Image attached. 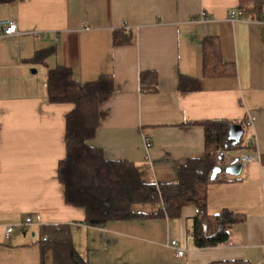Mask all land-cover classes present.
<instances>
[{
    "label": "crops",
    "instance_id": "1",
    "mask_svg": "<svg viewBox=\"0 0 264 264\" xmlns=\"http://www.w3.org/2000/svg\"><path fill=\"white\" fill-rule=\"evenodd\" d=\"M239 7L240 0H0V19H15L19 29L0 35V264H42V228L54 225L70 227L88 264H264V18L232 21L230 12ZM116 32L128 41L115 44ZM205 37L221 40L237 76L203 78ZM57 66L70 67L81 83L113 75L116 91L101 105L106 114L91 144L108 160L135 163L150 184L176 181L190 159L206 155L200 122L244 123L243 145L225 155L258 159L208 187V214L246 217L227 242L194 245L195 205L177 218L86 224V210L66 203L58 179L73 104L48 98L47 72ZM150 70L159 75L154 92L140 85L141 73ZM181 77L202 79V89L180 93ZM254 139L256 146L249 143ZM161 208L160 201L138 203L133 211L151 215ZM29 216L33 222L23 227Z\"/></svg>",
    "mask_w": 264,
    "mask_h": 264
},
{
    "label": "trees",
    "instance_id": "2",
    "mask_svg": "<svg viewBox=\"0 0 264 264\" xmlns=\"http://www.w3.org/2000/svg\"><path fill=\"white\" fill-rule=\"evenodd\" d=\"M239 10L243 18H264V0H240ZM125 36L116 32L115 44L127 42ZM47 52H40L36 60ZM237 76V67L223 55L221 40L205 37L203 40V78ZM159 75L155 70L140 75V85L145 91L158 89ZM48 98L54 103H71L73 109L66 116V155L58 167V179L64 186L68 205L86 210V224L102 227L112 221L136 218H177L187 205H195L198 214L193 221V242L196 247H215L231 238L232 227L246 220L244 215L228 210L218 215L207 211L208 187L212 183L229 180L226 169L236 159L225 155L241 147L242 141L230 139L232 121L209 120L200 122L206 130L207 153L202 158L190 159L181 167L176 181L150 184L143 180L140 169L127 160H108L101 148L91 144L96 137L105 112L101 105L115 91L112 74L101 75L97 80L81 83L74 77L70 67L57 66L47 72ZM203 80L181 77L180 93L199 91ZM244 126V123H241ZM216 167L222 171L212 178ZM162 202L163 208L151 215L133 211L138 203ZM42 264H47L51 252V264H88L76 249L68 225L43 226ZM211 264H251L247 260L217 261Z\"/></svg>",
    "mask_w": 264,
    "mask_h": 264
},
{
    "label": "built area",
    "instance_id": "3",
    "mask_svg": "<svg viewBox=\"0 0 264 264\" xmlns=\"http://www.w3.org/2000/svg\"><path fill=\"white\" fill-rule=\"evenodd\" d=\"M229 18L234 21L237 19H243L242 13H238L236 11H231ZM201 20H206L208 19V17H206L204 14H202V16L200 17ZM19 33V29H18V23L15 19L11 18V19H0V35L1 36H5V37H10L13 36L15 34ZM253 118L248 119L247 124L249 126H251L253 124ZM146 142L150 143V139L147 137L146 138ZM249 143L251 145H257V139L251 140L249 141ZM239 161H241L242 163H249L251 161H254L256 159H258V154L254 153L252 155H246L244 157H240L238 158ZM33 222L32 217H27L25 219V221L21 224L23 227H27L28 225H30ZM14 233V225L10 224L6 227V237L10 238L13 236ZM177 241H172V246L177 248ZM177 254L182 256L184 255V249L182 248H177Z\"/></svg>",
    "mask_w": 264,
    "mask_h": 264
},
{
    "label": "water",
    "instance_id": "4",
    "mask_svg": "<svg viewBox=\"0 0 264 264\" xmlns=\"http://www.w3.org/2000/svg\"><path fill=\"white\" fill-rule=\"evenodd\" d=\"M244 134V129L241 124H233L230 129V139L234 141H241ZM243 163L236 159L235 162L230 165L226 172L231 175H239L242 171ZM222 171L221 167H216L212 173V178H215Z\"/></svg>",
    "mask_w": 264,
    "mask_h": 264
},
{
    "label": "rangeland",
    "instance_id": "5",
    "mask_svg": "<svg viewBox=\"0 0 264 264\" xmlns=\"http://www.w3.org/2000/svg\"><path fill=\"white\" fill-rule=\"evenodd\" d=\"M247 137H248V136H247V134H246L245 139H247Z\"/></svg>",
    "mask_w": 264,
    "mask_h": 264
}]
</instances>
